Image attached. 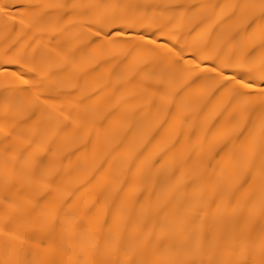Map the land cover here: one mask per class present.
Listing matches in <instances>:
<instances>
[{
    "label": "bare ground",
    "instance_id": "1",
    "mask_svg": "<svg viewBox=\"0 0 264 264\" xmlns=\"http://www.w3.org/2000/svg\"><path fill=\"white\" fill-rule=\"evenodd\" d=\"M0 264H264V0H0Z\"/></svg>",
    "mask_w": 264,
    "mask_h": 264
},
{
    "label": "snow or ice",
    "instance_id": "2",
    "mask_svg": "<svg viewBox=\"0 0 264 264\" xmlns=\"http://www.w3.org/2000/svg\"><path fill=\"white\" fill-rule=\"evenodd\" d=\"M241 85H242V87H245V88H250V87H252L251 84H249V83H244V82H241Z\"/></svg>",
    "mask_w": 264,
    "mask_h": 264
}]
</instances>
